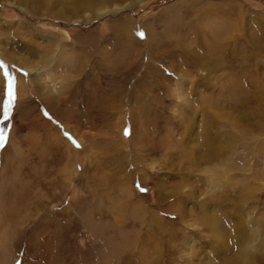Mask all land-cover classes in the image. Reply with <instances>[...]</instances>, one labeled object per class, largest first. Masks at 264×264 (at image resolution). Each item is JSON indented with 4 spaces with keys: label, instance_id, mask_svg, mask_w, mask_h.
<instances>
[{
    "label": "rangeland",
    "instance_id": "1",
    "mask_svg": "<svg viewBox=\"0 0 264 264\" xmlns=\"http://www.w3.org/2000/svg\"><path fill=\"white\" fill-rule=\"evenodd\" d=\"M94 2L0 0V264H264V0Z\"/></svg>",
    "mask_w": 264,
    "mask_h": 264
},
{
    "label": "snow or ice",
    "instance_id": "2",
    "mask_svg": "<svg viewBox=\"0 0 264 264\" xmlns=\"http://www.w3.org/2000/svg\"><path fill=\"white\" fill-rule=\"evenodd\" d=\"M137 36L143 38L145 34L143 32H138ZM5 67L6 66L3 64V62H0V70H4ZM4 76L6 80V86H5L6 99L4 100L3 103L2 113H0V125H3V127H0V147H4L5 145L6 136H7L6 133L7 124H5V121H8L10 118V114L13 108V101L15 99L13 77L7 71H4ZM65 135L68 136L70 140H72V138L68 133H65ZM72 142L76 147H80V145L76 143L74 140H72ZM136 187L137 190L142 193L147 191V189L142 187L139 183H137Z\"/></svg>",
    "mask_w": 264,
    "mask_h": 264
},
{
    "label": "bare ground",
    "instance_id": "3",
    "mask_svg": "<svg viewBox=\"0 0 264 264\" xmlns=\"http://www.w3.org/2000/svg\"><path fill=\"white\" fill-rule=\"evenodd\" d=\"M86 2H87V4L88 5H91L92 4V6L94 5V0H85ZM106 1H109V0H103V2H106ZM171 25V24H170ZM117 28L119 29V31H122V35L124 34V33H128L129 31L127 30V28H126V25H123V23L121 22L120 23V25H117ZM143 29H144V31H147V27H143ZM127 37H129V36H127ZM127 38H125V35H123L122 37H120V38H118V40L117 39H115V40H113V41H111V44L112 45H117L119 42H122V44H124L125 42H129V41H131V42H134V43H137V40H135L134 38H128V40H126ZM90 41V40H89ZM86 43H88L89 44V42L88 41H85ZM152 44H153V42H151ZM154 45H157V44H155L154 43ZM102 56V55H101ZM103 57L105 58V59H107L108 57H109V54H107V53H105V54H103ZM75 64V63H74ZM74 64H73V66H74ZM27 87L25 86V85H23V82L22 81H20L19 82V84H18V92H17V98H18V100H20V99H22V98H24V96L26 95V93H27V89H26ZM43 100V99H42ZM59 100V99H58ZM44 105H46V107H48V106H50V104H52V103H54V101H52V100H48V99H45L44 100ZM258 118H259V116H258ZM262 118V117H261ZM260 119V118H259ZM214 142L213 141H211V142H208V144L206 145V149H205V151L206 150H208V152L207 153H205L206 155H208L207 157H206V160H208V157L209 158H211V159H214V160H218V161H221L222 160V155H221V147L220 146H217V148H211V147H213L214 146ZM232 147V146H231ZM217 229V226H213V228L211 229V227H210V230H212V231H214V232H216L215 230ZM215 234H217V233H215Z\"/></svg>",
    "mask_w": 264,
    "mask_h": 264
}]
</instances>
